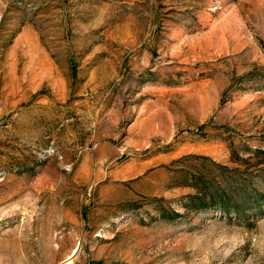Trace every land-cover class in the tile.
Segmentation results:
<instances>
[{
    "label": "rangeland",
    "instance_id": "374dc122",
    "mask_svg": "<svg viewBox=\"0 0 264 264\" xmlns=\"http://www.w3.org/2000/svg\"><path fill=\"white\" fill-rule=\"evenodd\" d=\"M0 264H264V0H0Z\"/></svg>",
    "mask_w": 264,
    "mask_h": 264
},
{
    "label": "trees",
    "instance_id": "16d2710c",
    "mask_svg": "<svg viewBox=\"0 0 264 264\" xmlns=\"http://www.w3.org/2000/svg\"><path fill=\"white\" fill-rule=\"evenodd\" d=\"M187 185L194 189V193L185 195L181 206L195 211H213L221 216L245 218L248 213L259 208L262 200L256 197L257 205H248L246 192L237 186H231L229 182H225L223 186L211 185L197 174L191 176ZM158 214L167 220H175L181 213L175 210L166 212L162 207H158Z\"/></svg>",
    "mask_w": 264,
    "mask_h": 264
}]
</instances>
